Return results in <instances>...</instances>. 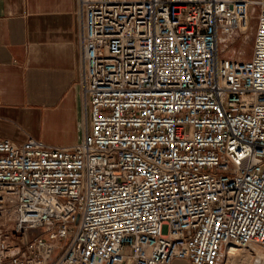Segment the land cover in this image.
Returning <instances> with one entry per match:
<instances>
[{"label": "built area", "instance_id": "2783aa9c", "mask_svg": "<svg viewBox=\"0 0 264 264\" xmlns=\"http://www.w3.org/2000/svg\"><path fill=\"white\" fill-rule=\"evenodd\" d=\"M255 7L253 54L233 58ZM77 14L83 133L0 138V264H264V0Z\"/></svg>", "mask_w": 264, "mask_h": 264}, {"label": "crops", "instance_id": "0c3cea01", "mask_svg": "<svg viewBox=\"0 0 264 264\" xmlns=\"http://www.w3.org/2000/svg\"><path fill=\"white\" fill-rule=\"evenodd\" d=\"M78 33L77 0H0V138L57 145L81 138Z\"/></svg>", "mask_w": 264, "mask_h": 264}, {"label": "rangeland", "instance_id": "374dc122", "mask_svg": "<svg viewBox=\"0 0 264 264\" xmlns=\"http://www.w3.org/2000/svg\"><path fill=\"white\" fill-rule=\"evenodd\" d=\"M258 13L259 8L255 7L250 20L249 24L246 27V29H243L229 44L228 46V55H230L233 58L237 59H249L254 51V40H255V34H256V28H257V22H258ZM242 251L239 252V254ZM237 255L238 258L240 255ZM245 257L244 261H250L251 257L249 252H244ZM236 256V257H237ZM237 258V259H238ZM232 261H229L227 264H229Z\"/></svg>", "mask_w": 264, "mask_h": 264}, {"label": "bare ground", "instance_id": "6f19581e", "mask_svg": "<svg viewBox=\"0 0 264 264\" xmlns=\"http://www.w3.org/2000/svg\"><path fill=\"white\" fill-rule=\"evenodd\" d=\"M235 250H236L235 247H232V248L230 249L231 252H236Z\"/></svg>", "mask_w": 264, "mask_h": 264}]
</instances>
